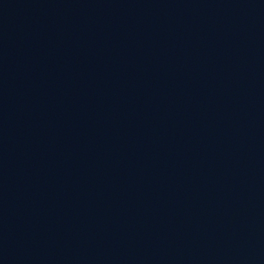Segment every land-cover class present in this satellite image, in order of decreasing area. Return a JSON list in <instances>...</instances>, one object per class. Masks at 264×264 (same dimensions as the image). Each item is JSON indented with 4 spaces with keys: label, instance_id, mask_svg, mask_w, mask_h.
Here are the masks:
<instances>
[{
    "label": "water",
    "instance_id": "1",
    "mask_svg": "<svg viewBox=\"0 0 264 264\" xmlns=\"http://www.w3.org/2000/svg\"><path fill=\"white\" fill-rule=\"evenodd\" d=\"M0 264H264V0H0Z\"/></svg>",
    "mask_w": 264,
    "mask_h": 264
}]
</instances>
